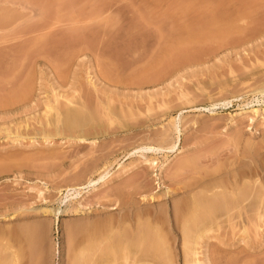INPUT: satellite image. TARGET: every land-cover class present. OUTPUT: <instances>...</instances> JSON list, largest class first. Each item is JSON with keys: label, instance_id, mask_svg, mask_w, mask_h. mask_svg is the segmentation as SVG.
<instances>
[{"label": "rangeland", "instance_id": "374dc122", "mask_svg": "<svg viewBox=\"0 0 264 264\" xmlns=\"http://www.w3.org/2000/svg\"><path fill=\"white\" fill-rule=\"evenodd\" d=\"M234 173L258 213L196 214L193 264H264V0H0V264L30 228L21 264H187L177 206Z\"/></svg>", "mask_w": 264, "mask_h": 264}, {"label": "bare ground", "instance_id": "6f19581e", "mask_svg": "<svg viewBox=\"0 0 264 264\" xmlns=\"http://www.w3.org/2000/svg\"><path fill=\"white\" fill-rule=\"evenodd\" d=\"M79 109V108H78ZM69 111V110H68ZM80 111V110H79ZM67 112V111H66ZM70 112V111H69ZM72 113V112H71ZM79 113V112H78ZM81 113V112H80ZM79 113V114H80ZM72 114H74V113H72ZM79 114H78V116H79ZM253 114L255 115V114H257V110H255V111H253ZM63 115H65V114H63ZM67 115V114H66ZM69 115V114H68ZM67 115V116H68ZM83 115V114H82ZM72 117H73V115H72ZM75 117V116H74ZM77 117V116H76ZM81 117V116H80ZM67 118V117H66ZM84 118V117H83ZM69 119V118H68ZM72 119V118H71ZM88 119V118H87ZM75 120V119H74ZM84 120V119H83ZM80 120H78V121H72L69 125H67L72 131H73V129L72 128H74L75 129V127L77 128H81V126H82V124L79 122ZM85 121V120H84ZM65 123V122H64ZM85 123V122H84ZM66 124V123H65ZM63 125V124H62ZM66 126V127H67ZM84 126H86V124L84 125ZM94 126V125H93ZM65 127V128H66ZM68 128V129H69ZM83 128V127H82ZM84 130V129H83ZM70 133V132H69ZM87 134V133H86ZM79 135V134H78ZM79 137H80V135H79ZM85 137V136H84ZM82 138V137H81ZM80 139V138H79ZM83 141V140H82ZM256 151V150H255ZM254 153V152H253ZM256 154V153H255ZM258 154V153H257ZM189 160V159H188ZM191 160V159H190ZM195 161V160H194ZM212 162V161H211ZM194 163V162H193ZM198 163V162H197ZM252 163V162H251ZM255 163V162H254ZM189 164V163H188ZM192 165V164H191ZM194 165V164H193ZM201 166V165H200ZM221 166V165H220ZM179 167V166H178ZM181 167H182V165H181ZM223 167V166H222ZM227 167V166H226ZM239 167V166H238ZM196 168V167H195ZM217 168H218V166H217ZM221 168V167H220ZM251 168V167H250ZM180 169V168H179ZM204 169V168H203ZM185 170V169H184ZM197 170V169H196ZM215 170V169H214ZM238 170V169H237ZM237 170H236V172H237ZM244 170V169H243ZM248 170H250V169H248ZM252 170V169H251ZM250 170V171H251ZM192 171V170H191ZM208 171V170H207ZM224 171H225V169H224ZM235 171V170H234ZM253 171V170H252ZM251 171V172H252ZM214 172V171H213ZM216 172V171H215ZM229 172V171H228ZM231 172V171H230ZM241 172V171H240ZM211 173H212V171H211ZM216 173H218V171L216 172ZM223 173V172H222ZM239 173V172H238ZM248 173V172H247ZM185 174V173H184ZM187 174V173H186ZM192 174V173H191ZM206 174V173H205ZM208 174V173H207ZM206 174V175H207ZM230 174H233V173H229V176H230ZM239 174H241V173H239ZM249 174V173H248ZM253 174V173H252ZM209 175V174H208ZM207 175V176H208ZM222 175H226V174H222ZM221 175V176H222ZM238 174H236L235 175V173H234V175H231V177H230V180L229 179H227V181H226V187H225V185L224 184H222V182L223 183H225L224 181H225V179H224V181H222L221 183H220V181L218 182V183H216V185L213 187V186H208V188H207V190H208V194L210 193V195L211 196H205V197H200L199 195L197 196L198 198H196L195 197V195L193 196V197H190V199L188 198V200L185 202V201H183V202H180V204L181 205H178L177 206V209L179 208V210H183L184 212L186 211L187 213H185V214H182V212L181 211H178L180 214H181V216L178 214V212H176V214H178L179 215V220H182L181 222L182 223H179V221L177 222V223H179V224H181L180 226L181 227H183L182 229H181V227L179 226V228L182 230L181 232H182V234L184 235V236H182V237H184V238H182V247H183V249L185 250V251H183V252H185L184 254L186 255H188V256H190L189 258L191 259H187V261H186V263L187 264H193V263H198V262H196L195 260L196 259H193V257H192V255H195V254H197L196 252H195V250H197V249H194V247L195 246H197L198 245V243H197V240L199 241L200 240V238H201V240H202V237L204 236V235H206L205 233L208 231V230H205V228L206 227H208V226H211L210 224H212V222H209L208 223V226H206L205 228H196L195 227V232L193 233V231H194V229L193 230H191L192 229V227H194L195 225L198 227V223H196L195 222V220H196V217H197V219H199L200 217L202 218V219H207V217H209V216H212V217H214V219L217 217V216H230L231 215V211H234V213L236 212L237 214H240L239 212L241 211L242 213H244L243 211H242V209H244V207H245V204H247V203H249V204H247V205H249V206H251L252 207V209H253V211L255 210V214H257L258 212V208L260 207L259 205H258V203L260 202V201H263V200H259L260 199V197H262V195L260 194L261 192H259V194L257 195V193H258V191H256V189H258V187H254L255 186V184H253V183H256V182H254L253 180V182L252 181H250V182H252V184L250 185V186H245V187H247L248 189H246L245 188V190H242L243 189V185H242V187H241V190L242 191H240V186L237 188V186L239 185V180H237V178H236V176H237ZM243 175V174H242ZM257 175V174H256ZM194 176V175H193ZM228 176V177H229ZM241 176V175H240ZM191 177V176H190ZM196 177V176H195ZM204 177V176H203ZM223 177V176H222ZM225 177H227V176H225ZM244 177V176H243ZM253 177H255V176H253ZM189 178V177H188ZM201 178V177H200ZM218 178V177H217ZM248 178V177H247ZM250 178V177H249ZM222 180H223V178H221ZM243 179V178H242ZM252 179V178H251ZM256 179V178H255ZM188 180V179H187ZM187 180H185L186 182H187ZM200 180V179H199ZM209 180V179H208ZM216 180V179H215ZM228 180L230 181V183L228 182ZM241 180V179H240ZM190 181V180H189ZM195 181V180H194ZM211 182H212V180H210ZM242 181V180H241ZM241 181H240V183H241ZM246 181V180H245ZM244 181V182H245ZM199 182V181H198ZM175 183V182H174ZM173 183V184H174ZM183 183V182H182ZM181 183V184H182ZM227 183H229L230 184V186L227 184ZM242 183H243V181H242ZM241 183V184H242ZM249 183V182H248ZM172 184V185H173ZM191 184H192V182H191ZM193 184H195L196 185V183H193ZM192 184V185H193ZM208 184V183H207ZM221 184H222V186H221ZM244 184V183H243ZM180 185V184H179ZM189 185V184H188ZM192 185H189V186H191L192 187ZM199 185V184H198ZM218 185V186H217ZM246 185H247V182H246ZM257 185V184H256ZM183 186V185H182ZM189 186H187V189H189ZM197 186V185H196ZM200 186V185H199ZM185 187H186V185H185ZM213 187V188H212ZM203 188H205V186H203ZM256 188V189H255ZM192 190V189H191ZM197 190V189H196ZM212 190V191H211ZM220 190V191H219ZM247 190V191H246ZM259 190V189H258ZM168 191H169V189H168ZM210 191V192H209ZM227 191V192H226ZM229 191V192H228ZM189 192V191H188ZM198 192V191H197ZM196 192V193H197ZM190 193V192H189ZM204 193V192H203ZM230 194V200H228L229 202H225V201H227L226 199H228L226 196V194ZM190 195V194H189ZM192 195V194H191ZM190 195V196H191ZM201 195V194H200ZM206 195V194H205ZM259 195H261L259 198H258V196ZM204 196V195H203ZM195 197V198H194ZM186 198V199H187ZM182 200H183V198H182ZM249 200H251L250 202H247V201H249ZM258 200H259V202H258ZM180 201V200H179ZM215 201H218V202H215ZM178 202V201H177ZM176 202V203H177ZM247 202V203H246ZM183 203V204H182ZM223 203L225 204L226 203V205H223ZM261 203V202H260ZM174 204V203H173ZM217 204H218V206H217ZM219 204H221V206L222 207H220V205ZM227 204H229V206H227ZM251 204V205H250ZM263 204V203H262ZM247 205H246V207H247ZM225 206L226 207H230V208H228V210H227V208H225ZM174 208H176V207H174ZM222 208V209H221ZM248 208H250V207H248ZM262 208V207H261ZM260 208V209H261ZM203 211H202V210ZM223 209H225L224 211L226 212H222V210ZM246 209V208H245ZM251 209V208H250ZM175 210V209H174ZM199 210H201V212L199 211ZM221 210V213L223 214H220L218 211H220ZM173 211V210H172ZM228 211V212H227ZM245 211V210H244ZM183 212V213H184ZM198 212L200 213V216H199V214H198ZM203 212L205 213V214H203ZM218 212V213H217ZM257 212V213H256ZM202 213V214H201ZM235 213V214H236ZM241 213V214H242ZM175 213L173 214V216L174 215H176ZM187 214V215H186ZM197 214V215H196ZM217 215V216H214V215ZM228 214H230V215H228ZM232 214H233V212H232ZM240 214V215H241ZM254 214V213H253ZM252 214V215H253ZM185 215V217H183V216ZM196 215V217L195 218H193L194 216ZM202 215V216H201ZM204 215H206V217L204 216ZM209 215V216H208ZM249 215H251V213L249 214ZM177 216V215H176ZM235 216V215H234ZM254 216H256V215H254ZM156 217V216H155ZM178 217V216H177ZM176 217V219L175 218H173V219H175L176 221H177V218ZM238 217V215L236 216V218ZM182 218V219H181ZM210 218V217H209ZM219 218H221V217H219ZM218 217H217V220L219 219ZM227 218V217H226ZM225 218V219H226ZM159 220V219H158ZM201 219H199V221H200ZM208 221H209V219H207ZM206 220V221H207ZM216 220V219H215ZM152 221V220H151ZM197 221V220H196ZM205 221V220H204ZM205 221V222H206ZM155 222V221H154ZM193 222L195 223V224H193ZM201 222H203V221H200V223ZM204 222V224L206 225V223ZM145 225H146V223H144ZM160 224H161V222H160ZM159 224V225H160ZM198 224V225H197ZM154 225H156V223L154 224ZM158 225V224H157ZM183 225V226H182ZM192 225H194V226H192ZM202 225V224H201ZM162 226V225H161ZM176 226V225H175ZM174 226V227H175ZM204 226V225H203ZM139 227V226H138ZM142 227V226H141ZM144 227V226H143ZM153 227V226H152ZM151 227V228H152ZM173 227V226H172ZM200 227V226H199ZM214 227V226H213ZM217 227V226H216ZM147 228V227H146ZM157 228V227H156ZM23 229V228H22ZM159 229V228H158ZM199 231H198V230ZM142 230V229H141ZM145 230V229H144ZM143 230V231H144ZM177 230H179L178 228H177ZM206 232H205V231ZM209 230H210V228H209ZM126 231V230H125ZM139 231V230H138ZM146 231V230H145ZM148 231V230H147ZM36 231H33V229H27V230H22V231H19V233L17 232V234H18V237L17 238H19L18 240H20L21 241V243L23 244H18L17 246L19 247V249H17L16 247V249H17V253H15L16 252V250L13 252V254H11V257H9L8 259H6V261L4 262V260H3V264H21V262L26 258V256H27V252H26V248L27 247H31L32 248V246H33V248H32V250H34L35 248V246H36V241H37V237H38V235H37V233H35ZM122 232V231H121ZM140 232V231H139ZM138 232V234H141L142 235V233L140 232L139 233ZM152 232L153 231H151V234H152ZM155 232V231H154ZM158 232V231H157ZM161 232V231H160ZM147 233V232H146ZM119 233L117 232V235H118ZM122 235H123V233H121ZM136 234V233H135ZM154 234H156V233H154ZM125 235V234H124ZM165 235H167V234H165ZM181 235V234H180ZM114 236V235H113ZM131 236V235H130ZM129 236V237H130ZM135 236H137V235H135ZM148 235H142L141 236V238H139V239H137V240H135L137 243H135L134 245H132L131 243H128L127 245H130L131 247L129 248L127 245H126V247L127 248H129V249H131V248H133V247H137V249L138 250H136L135 248H133V250L135 249L136 251H132V250H129V254H134L135 255V253H139L140 251H142L143 253H152V258H154L155 257V260H156V258L157 259H159L160 257H161V255H162V253L161 254H159V252L162 250V247L160 248L159 246H158V244H159V242H160V240H158V241H155V239H154V241L152 242H150L149 241V238H150V236L149 237H147ZM161 236V235H160ZM159 236V237H160ZM123 236H121V238H122ZM152 237V236H151ZM206 237V236H205ZM204 237V238H205ZM124 238V240H125V237H123ZM123 238H122V240H123ZM148 238V244L149 245H145V247L144 246H142L146 241V239ZM168 238V237H167ZM207 238V237H206ZM109 239V238H108ZM118 240H119V236H118V238H117ZM134 239H135V237H134ZM157 239V238H156ZM181 239V238H180ZM17 240V239H16ZM15 240V241H16ZM114 240V239H113ZM130 240V239H129ZM152 240V239H151ZM162 240V239H161ZM120 241V240H119ZM128 241V240H127ZM145 241V242H144ZM164 241V240H163ZM107 242H109V240L107 241ZM111 242V241H110ZM109 242V243H110ZM132 242V241H131ZM18 243V242H17ZM112 243V242H111ZM94 244V243H93ZM119 244H120V242H119ZM118 244V245H119ZM122 244V243H121ZM146 244V243H145ZM161 244H164V243H160L159 245H161ZM197 244V245H196ZM89 245V244H88ZM109 245H111V244H109ZM112 245H114V244H112ZM125 245V244H124ZM166 245H167V242H166ZM201 245V244H200ZM107 246H108V244H107ZM121 246V245H120ZM139 246V247H138ZM97 247V246H96ZM113 247V246H112ZM111 247V248H112ZM122 247H124L123 245H122ZM125 247V248H126ZM142 247V248H141ZM159 247V248H158ZM165 247V246H164ZM163 247V248H164ZM31 248H29L27 251H30L31 250ZM95 248V247H94ZM99 248V247H98ZM126 248V249H127ZM110 249V248H109ZM114 249V248H113ZM119 249H121V248H119ZM124 249V248H123ZM159 249H161L160 251H159ZM31 250V251H32ZM37 249H35L34 251H36ZM97 250V249H96ZM140 250V251H139ZM168 250V249H167ZM94 251V250H93ZM114 251H117V252H114ZM112 250V254H116L117 256L119 255V252H118V249L116 250V246H115V250ZM120 251V250H119ZM86 252V251H85ZM88 252H90V251H88ZM109 252H110V250H109ZM163 252V251H162ZM182 252V253H183ZM81 253H83L82 251H81ZM87 253V252H86ZM149 253H148V257H149ZM30 254H31V252H30ZM38 254V253H37ZM94 254V253H93ZM125 254H126V252H125ZM124 254V255H125ZM145 254V255H146ZM165 254V253H164ZM7 255H9V254H7ZM36 255V253L35 254H33L32 255V257H33V259H34V261H36L37 259H39V257H37L36 256V258L34 257ZM83 255H84V253H83ZM89 255V254H88ZM110 255V254H109ZM138 255V254H137ZM137 255H135V256H137ZM160 255V256H159ZM167 255V254H166ZM169 255V254H168ZM185 256L184 258H185V260H186V257H188V256ZM97 256V255H96ZM121 256V255H120ZM163 256V255H162ZM29 257V256H28ZM28 257L26 258V259H28ZM30 257H31V255H30ZM29 257V258H30ZM93 257V256H92ZM129 257H130V255H129ZM133 257V256H132ZM139 257V256H138ZM159 257V258H158ZM7 258V257H6ZM79 258V257H78ZM86 258V257H85ZM88 258V257H87ZM98 258V257H97ZM131 258V257H130ZM130 258H128V259H130ZM144 259H145V257H143ZM150 258V257H149ZM152 258H150V259H152ZM162 258V257H161ZM168 258V257H167ZM26 259H25V261H26ZM124 259V258H123ZM142 259V258H141ZM170 259V258H169ZM183 259V258H182ZM193 259V260H192ZM30 260L31 261H33L31 258H30ZM29 260V261H30ZM77 260V259H76ZM110 260H111V258H110ZM125 260H127V258L125 259ZM131 260V259H130ZM137 260V259H136ZM143 260V259H142ZM149 260V259H148ZM154 260V261H155ZM160 260V259H159ZM163 260V259H162ZM189 260V261H188ZM28 261V260H27ZM31 261L29 262L30 264H32L31 263ZM74 261V260H73ZM82 261V260H81ZM89 261H90V259H89ZM98 261V260H97ZM118 261V260H117ZM138 261H139V259H138ZM146 261V260H145ZM154 261H153V263H154ZM164 261V260H163ZM170 261V260H169ZM91 262V261H90ZM110 262V261H109ZM113 262V261H112ZM151 262V261H150ZM168 262V261H167ZM2 263V262H1ZM28 263V262H27ZM28 263V264H29ZM33 263H36V262H33ZM37 263H38V260H37ZM36 263V264H37ZM78 263V262H77ZM81 263V262H80ZM85 263H86V259H85ZM84 263V264H85ZM111 263V262H110ZM144 263V262H143ZM155 263H156V261H155ZM25 264V263H24ZM88 264V263H87ZM90 264V263H89ZM94 264V263H93ZM115 264V263H114ZM142 264V263H141ZM157 264V263H156ZM162 264V263H161ZM166 264V263H165Z\"/></svg>", "mask_w": 264, "mask_h": 264}]
</instances>
